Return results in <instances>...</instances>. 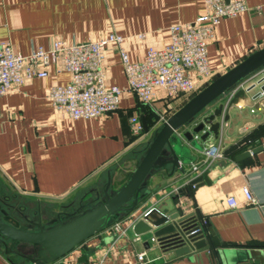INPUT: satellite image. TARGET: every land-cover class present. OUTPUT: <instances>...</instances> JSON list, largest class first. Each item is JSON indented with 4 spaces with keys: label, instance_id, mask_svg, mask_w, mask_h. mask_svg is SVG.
I'll return each mask as SVG.
<instances>
[{
    "label": "crops",
    "instance_id": "0c3cea01",
    "mask_svg": "<svg viewBox=\"0 0 264 264\" xmlns=\"http://www.w3.org/2000/svg\"><path fill=\"white\" fill-rule=\"evenodd\" d=\"M246 3L248 11L224 18L215 26L208 44L214 75L201 89L264 47V0ZM204 10V0H0V42L8 41L17 52L28 55L38 47L49 48L55 39L72 45L117 34L124 37L122 48L129 61L139 62L150 48L160 49L170 42L173 24L193 22ZM102 66L107 86L126 88L124 66L114 46L106 50ZM59 67V62L50 64L46 78L27 80L0 97V172L14 195L61 201L91 185L97 189L92 193L95 198L96 192L103 193L100 182L106 179L107 184L109 174L113 188L126 182L154 132L189 98L171 99L165 90L157 88L149 102H141L136 95L124 92L116 111L96 118L72 119L47 97L51 86L70 81V74L59 72ZM263 76L261 71L238 86L247 91L245 97L226 109L229 120L222 122L219 138L212 135L203 145V149L220 145L222 158L208 164L203 150H192L195 161L185 167V174L176 171L171 176L170 166L158 170L149 179L151 195L134 212L51 264H220L218 255L207 249L178 257L166 246L154 244L153 232L137 236L133 231L134 222L143 212L166 204L179 188L205 173L211 183L191 189L190 196L174 205L184 209L194 226H204L206 220V227L229 245L217 248L218 252L233 250L264 264V150L243 160L232 157L263 143L264 94L256 100L251 98L264 84H259ZM252 85L256 88L248 91ZM234 92L220 102L226 105ZM133 116L140 120L144 117L149 126V132L144 131L140 139L131 131ZM194 164L196 170H192ZM243 186L250 188L256 204L245 203ZM229 196L237 200V208L227 207ZM56 208L49 211L40 207L34 216L23 219L26 225H18L19 218L15 217L9 216L8 221L18 227L37 228L35 223L41 219L48 226L60 212H72ZM203 234L207 241L205 231ZM143 251L146 259L140 262L138 254ZM10 259L29 264L6 255L0 246V264H12Z\"/></svg>",
    "mask_w": 264,
    "mask_h": 264
},
{
    "label": "water",
    "instance_id": "95a60500",
    "mask_svg": "<svg viewBox=\"0 0 264 264\" xmlns=\"http://www.w3.org/2000/svg\"><path fill=\"white\" fill-rule=\"evenodd\" d=\"M264 71V47L250 54L245 60L214 79L207 86L191 97L179 110L164 120L154 132L152 140L137 167L119 188H113L112 175L103 188V193L96 192L101 199H91L82 204L81 209L72 212H60L56 218L44 226L42 219L35 223L37 228L18 227L10 223L9 214L0 211V246L9 256H17L29 264H51L67 255L75 247L90 237L111 227L123 216L134 212L152 193L148 188L149 179L160 169L170 166V175L176 171L185 174V167L195 161L192 150L202 151L203 145L213 135L220 136L222 122L229 120L226 109L236 105L246 95L238 86L250 76ZM264 81L263 78L259 84ZM256 88L252 85L251 91ZM234 92L226 105L220 102ZM264 84L251 98L263 97ZM219 103V104H218ZM216 104H218L216 106ZM144 131L149 126L142 117ZM264 150L263 143L249 147L232 157L243 160ZM210 184L207 174L191 179L178 189V194L166 204L154 206L143 212L133 224L137 236L153 232L152 242L162 244L174 251L176 256H183L195 250L207 249L214 256L218 255L220 264H259L233 250L218 252L217 248L229 245L219 241L211 228L205 227L207 241L202 232L191 234L195 227L188 222L189 215L184 214L181 206L174 202L184 196H190V190H197L202 183ZM171 202V204H170ZM12 264L15 263L10 259Z\"/></svg>",
    "mask_w": 264,
    "mask_h": 264
},
{
    "label": "built area",
    "instance_id": "2783aa9c",
    "mask_svg": "<svg viewBox=\"0 0 264 264\" xmlns=\"http://www.w3.org/2000/svg\"><path fill=\"white\" fill-rule=\"evenodd\" d=\"M205 10L193 22L175 23L170 27V42L163 48H150L139 62H130L122 48L124 37L111 34L97 42H82L69 45L55 39L49 48L38 47L28 55L17 52L8 42H0V97L19 88L33 78H46L48 66L60 63L58 71L70 74L65 85L55 84L48 89L47 97L53 105L67 112L72 119L96 118L118 109L121 95L130 92L141 101L149 102L153 91L161 88L167 97H191L213 78L209 65L208 44L215 26L224 18L237 16L249 10L246 0H204ZM114 46L119 50L127 79L126 88L107 86L103 70L106 50ZM131 131L137 138L144 135L139 116L130 119ZM209 164L224 156L220 145L210 144L203 149ZM197 165L192 166L196 170ZM245 203L256 204L248 186H243ZM227 207L235 209L238 202L233 196L226 198ZM206 227V220L203 222ZM113 226V225H112ZM120 230L119 226H116ZM197 225L191 234L203 233ZM146 251L138 254L144 262Z\"/></svg>",
    "mask_w": 264,
    "mask_h": 264
},
{
    "label": "rangeland",
    "instance_id": "374dc122",
    "mask_svg": "<svg viewBox=\"0 0 264 264\" xmlns=\"http://www.w3.org/2000/svg\"><path fill=\"white\" fill-rule=\"evenodd\" d=\"M106 181V179H103L100 184L102 183L101 185L105 187ZM96 190L97 189H94L93 187H91V185H88L87 187L75 191L68 198L61 201H51L46 199L18 196L12 194V190L9 188L8 181L0 172V198L2 200H7H5V202L0 201V209L7 212L10 217L19 218L18 225H26V222L23 219L26 218V220H28V217L34 216L35 211H38L40 207L42 209L44 208L45 210H49L50 208L55 209L56 207V209H60L63 207L65 209H71L70 211H73L76 210L84 201L86 202L90 199H93L94 195H92V193ZM22 213L26 215V217H23Z\"/></svg>",
    "mask_w": 264,
    "mask_h": 264
},
{
    "label": "flooded vegetation",
    "instance_id": "af4514ba",
    "mask_svg": "<svg viewBox=\"0 0 264 264\" xmlns=\"http://www.w3.org/2000/svg\"><path fill=\"white\" fill-rule=\"evenodd\" d=\"M102 197H103V195H102V196H100V197H96V196H95V198H94V199H96V198H99V199H101ZM5 200H6V199H5ZM5 200H4V199L2 200V199L0 198V201H1V202H5ZM81 206H82V204H81L79 207H81ZM79 207H78L76 210H79V209H81V208H79ZM1 210H2V209H0V211H1Z\"/></svg>",
    "mask_w": 264,
    "mask_h": 264
},
{
    "label": "trees",
    "instance_id": "16d2710c",
    "mask_svg": "<svg viewBox=\"0 0 264 264\" xmlns=\"http://www.w3.org/2000/svg\"><path fill=\"white\" fill-rule=\"evenodd\" d=\"M194 95H195V94H194ZM194 95H193V96H194ZM193 96H191V97H193ZM191 97H189V99H190ZM7 220H8V218H7ZM203 228H204V230H205V227H204V226H203Z\"/></svg>",
    "mask_w": 264,
    "mask_h": 264
}]
</instances>
